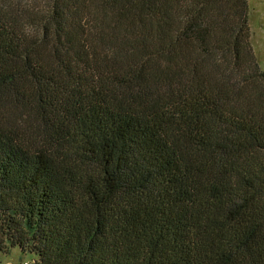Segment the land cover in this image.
Masks as SVG:
<instances>
[{
    "label": "trees",
    "instance_id": "obj_1",
    "mask_svg": "<svg viewBox=\"0 0 264 264\" xmlns=\"http://www.w3.org/2000/svg\"><path fill=\"white\" fill-rule=\"evenodd\" d=\"M264 264V70L248 0H0V254Z\"/></svg>",
    "mask_w": 264,
    "mask_h": 264
},
{
    "label": "rangeland",
    "instance_id": "obj_2",
    "mask_svg": "<svg viewBox=\"0 0 264 264\" xmlns=\"http://www.w3.org/2000/svg\"><path fill=\"white\" fill-rule=\"evenodd\" d=\"M251 43L261 68L264 70V0H248ZM35 255L13 247L9 253L0 254V264L31 263Z\"/></svg>",
    "mask_w": 264,
    "mask_h": 264
},
{
    "label": "built area",
    "instance_id": "obj_3",
    "mask_svg": "<svg viewBox=\"0 0 264 264\" xmlns=\"http://www.w3.org/2000/svg\"><path fill=\"white\" fill-rule=\"evenodd\" d=\"M33 263V261L31 262V263H29V262H24V263H22V264H32Z\"/></svg>",
    "mask_w": 264,
    "mask_h": 264
}]
</instances>
